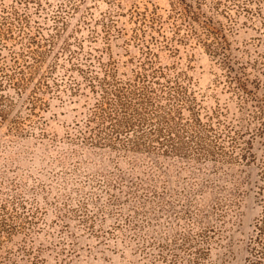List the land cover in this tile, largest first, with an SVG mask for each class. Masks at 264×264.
I'll list each match as a JSON object with an SVG mask.
<instances>
[{"label": "rangeland", "instance_id": "obj_1", "mask_svg": "<svg viewBox=\"0 0 264 264\" xmlns=\"http://www.w3.org/2000/svg\"><path fill=\"white\" fill-rule=\"evenodd\" d=\"M187 3L193 24L181 0H0V264L260 256L264 136L208 50L224 43L263 98L264 0ZM145 46L165 80L136 100ZM250 133L256 160L246 162Z\"/></svg>", "mask_w": 264, "mask_h": 264}, {"label": "trees", "instance_id": "obj_2", "mask_svg": "<svg viewBox=\"0 0 264 264\" xmlns=\"http://www.w3.org/2000/svg\"><path fill=\"white\" fill-rule=\"evenodd\" d=\"M181 4L183 6L182 9H183V14L185 16V21L187 23H191V24L196 22L198 20V15L191 12V4H188L187 0H181ZM175 13L176 12H174V14ZM137 16L139 17L140 14L137 13ZM154 24L155 23H150L148 26H145V28L153 30ZM140 32H142L141 34H143V35L145 34V32L143 30H140ZM212 33L213 32L208 30L209 35H211ZM153 38H155V37L152 36L151 39H153ZM143 45L144 44L142 43V46ZM214 47L215 48H212L211 50L209 49L208 52L210 53V55L213 58H216L219 61L220 67H222V69L225 71V75H224L225 80H226L225 83H228L229 85L232 84V85L236 86L237 90H239V92H241L245 96L249 97L251 103H253V108L255 109L253 118L255 119L256 125H257V127L256 126L254 127V130H255V137L254 138H256L257 136H261V137L264 136V97L263 98L259 97L258 95H256L254 92H252L248 88L249 80L247 78L244 79L242 77L244 73L243 74L238 73L237 69L235 68V65H238V61L234 62L232 60L231 56L228 53L227 46H225L224 43H221L219 45L216 43V46H214ZM144 50H145V52H142L143 60L138 65L139 68H141L142 72L137 73L138 75L136 76L137 84L140 83L139 85H141V87L139 90H134V92L131 93V96L134 97L133 99H136V100H139L141 92L142 93L145 92V93H149V94L153 93L152 92V90H153L152 85H155V84L159 85L160 84L159 78H162L163 80H165L163 73H160L159 75H161V76L157 77L156 76L157 70H154V68H152L151 60L149 59L150 57H148V56H151L150 48L145 46ZM170 51H173V49ZM151 72H153L152 74L156 73V74H154L156 76L154 82L150 81V79H149V77H150L149 73H151ZM158 72H160V71H158ZM94 79L98 80L99 78H94ZM151 79H154V78L151 77ZM109 81H110L109 76H105V77L99 79L98 83H100L105 89V88H109L111 86ZM257 82L259 83L258 80H257ZM166 83L169 84V82H166ZM258 83H256V84H258ZM1 87L2 86L0 84V88ZM161 88H164V86L162 85ZM105 91H106V93L108 92L107 89H105ZM136 91L139 92V94L135 93ZM115 92H116V94H111V96L114 98L113 100H115L116 102H119L120 103L119 105L121 106L122 109L127 110V101L125 100V98H127V97H124V96H126L125 95L126 93L123 91H120V90H115L114 93ZM170 95H172V94H170ZM4 98H5V96L0 95V105L2 104V102L5 101ZM149 99L150 98H148V100ZM122 117L123 118H121V119H124L126 116L122 115ZM2 118H3V115H2V112L0 110V119H2ZM139 121L141 122V120H139ZM131 128H135L134 125L126 120L124 130L126 131L127 129L129 130ZM125 131L122 133H125ZM156 132L159 133L161 131H159L154 126L149 125V130H148L147 134H154L155 135ZM253 136L254 135L252 133H250L251 139H249L247 142H245V149L241 150V151H243L241 154V159L245 160L246 162L256 160L255 153L253 152V140H254V138H252ZM159 142H161L160 145H164L165 143L168 144V142H170V140L168 137L167 138L164 137V138H159ZM259 168H260L261 175L264 179V161H262V163L259 164ZM263 218L260 221V223H258V226L260 227V229H259L260 232L263 229L261 227L264 224ZM5 220L6 219H3V218L0 220V222H1L0 231L2 228H4ZM260 253L261 254L259 257H256L253 260H251L253 262V264L264 263V247L261 249Z\"/></svg>", "mask_w": 264, "mask_h": 264}]
</instances>
